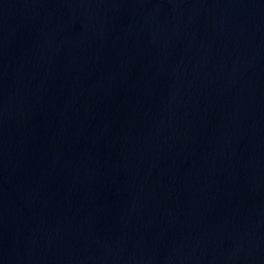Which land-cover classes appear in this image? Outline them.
Listing matches in <instances>:
<instances>
[{
	"label": "water",
	"instance_id": "95a60500",
	"mask_svg": "<svg viewBox=\"0 0 264 264\" xmlns=\"http://www.w3.org/2000/svg\"><path fill=\"white\" fill-rule=\"evenodd\" d=\"M0 264H264V0H0Z\"/></svg>",
	"mask_w": 264,
	"mask_h": 264
}]
</instances>
